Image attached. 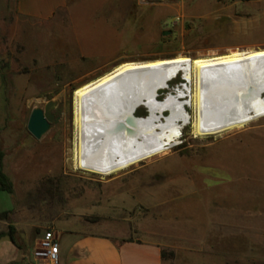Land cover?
<instances>
[{
	"label": "rangeland",
	"instance_id": "374dc122",
	"mask_svg": "<svg viewBox=\"0 0 264 264\" xmlns=\"http://www.w3.org/2000/svg\"><path fill=\"white\" fill-rule=\"evenodd\" d=\"M8 2L0 0V164L13 192L0 189V232L13 225L32 258L47 229L88 221L116 233L112 221L174 246L162 248L171 264H264V117L196 138L190 102L162 154L110 175L77 169L73 158L78 87L126 61L262 49L264 0H66L43 21ZM177 77L159 99L185 87ZM49 101L57 120L36 139L29 114Z\"/></svg>",
	"mask_w": 264,
	"mask_h": 264
},
{
	"label": "bare ground",
	"instance_id": "6f19581e",
	"mask_svg": "<svg viewBox=\"0 0 264 264\" xmlns=\"http://www.w3.org/2000/svg\"><path fill=\"white\" fill-rule=\"evenodd\" d=\"M180 74L185 87L159 99V90L169 89V82ZM191 82L192 99L183 100ZM74 99L75 168L114 174L171 148L179 123L190 118L186 110L190 102L196 138L220 135L263 118L264 48L126 61L78 87ZM140 106L148 109L147 115L135 114Z\"/></svg>",
	"mask_w": 264,
	"mask_h": 264
},
{
	"label": "crops",
	"instance_id": "0c3cea01",
	"mask_svg": "<svg viewBox=\"0 0 264 264\" xmlns=\"http://www.w3.org/2000/svg\"><path fill=\"white\" fill-rule=\"evenodd\" d=\"M7 3L8 0L6 6ZM65 6L66 0H15L14 10L18 16L43 21L53 18ZM2 84L0 74V101ZM106 222L111 223L116 233L93 231L88 221L82 228L63 225L58 230L53 229L59 243L60 264H171L161 252L165 246H174L160 238L129 236V229ZM26 247L17 245L8 234L0 232V264H39L33 253L32 258L27 254Z\"/></svg>",
	"mask_w": 264,
	"mask_h": 264
},
{
	"label": "water",
	"instance_id": "95a60500",
	"mask_svg": "<svg viewBox=\"0 0 264 264\" xmlns=\"http://www.w3.org/2000/svg\"><path fill=\"white\" fill-rule=\"evenodd\" d=\"M170 31H163V34H169ZM57 102L49 101L44 108L33 107L26 124L28 132L36 139H40L51 127V123L56 121L54 109Z\"/></svg>",
	"mask_w": 264,
	"mask_h": 264
},
{
	"label": "built area",
	"instance_id": "2783aa9c",
	"mask_svg": "<svg viewBox=\"0 0 264 264\" xmlns=\"http://www.w3.org/2000/svg\"><path fill=\"white\" fill-rule=\"evenodd\" d=\"M33 257L39 264H60L59 243L52 229L43 232L33 251Z\"/></svg>",
	"mask_w": 264,
	"mask_h": 264
},
{
	"label": "trees",
	"instance_id": "16d2710c",
	"mask_svg": "<svg viewBox=\"0 0 264 264\" xmlns=\"http://www.w3.org/2000/svg\"><path fill=\"white\" fill-rule=\"evenodd\" d=\"M136 115L139 116L138 114H136ZM0 189L6 190L9 193L13 192L12 182L10 181L8 176L4 173L1 164H0ZM14 233H15V228L13 227V225H10V232L8 233V235L10 236L11 240L17 244V240H16ZM161 254L164 257L163 251L161 252Z\"/></svg>",
	"mask_w": 264,
	"mask_h": 264
},
{
	"label": "flooded vegetation",
	"instance_id": "af4514ba",
	"mask_svg": "<svg viewBox=\"0 0 264 264\" xmlns=\"http://www.w3.org/2000/svg\"><path fill=\"white\" fill-rule=\"evenodd\" d=\"M53 113H54V115H56V112H55V110L53 111Z\"/></svg>",
	"mask_w": 264,
	"mask_h": 264
}]
</instances>
